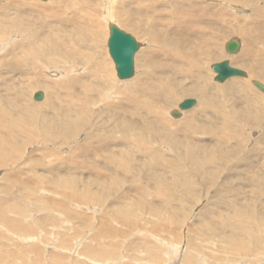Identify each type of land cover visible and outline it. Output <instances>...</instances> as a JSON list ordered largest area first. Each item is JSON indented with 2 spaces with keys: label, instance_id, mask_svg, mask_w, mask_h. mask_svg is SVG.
Returning <instances> with one entry per match:
<instances>
[{
  "label": "rangeland",
  "instance_id": "1",
  "mask_svg": "<svg viewBox=\"0 0 264 264\" xmlns=\"http://www.w3.org/2000/svg\"><path fill=\"white\" fill-rule=\"evenodd\" d=\"M52 1L54 6L0 0L2 264H75L76 252L87 254L86 244L100 242L96 215L84 209L89 201L103 222L119 228L102 238L107 253L128 248L131 257L145 243L134 228L160 229L169 249L180 246L177 264L186 248L208 256L232 251V259L242 253L245 264H253L264 254V92L238 75L218 82L210 65L228 59L249 69L242 55L234 58L223 44L238 34L246 43L255 39L256 56L246 62L258 66L264 84V11L255 19L231 12L224 0H185L179 7L175 0H110L122 28L143 41L136 76L119 89L116 81L109 84L113 67L106 64V28L98 17L108 1ZM230 1L250 9L258 0ZM151 30L160 50L149 53ZM61 54L82 68L52 81L37 68L56 66ZM48 83L53 87L47 89ZM39 89L47 90L44 102L33 99ZM185 98L196 104L182 119H172L167 110ZM52 198L63 207L55 199L52 207ZM65 210L74 218L61 215ZM24 233L40 237L22 243L17 235ZM44 236L55 237L54 249L44 245ZM60 243L64 247L57 250Z\"/></svg>",
  "mask_w": 264,
  "mask_h": 264
},
{
  "label": "bare ground",
  "instance_id": "2",
  "mask_svg": "<svg viewBox=\"0 0 264 264\" xmlns=\"http://www.w3.org/2000/svg\"><path fill=\"white\" fill-rule=\"evenodd\" d=\"M44 3H43V2ZM108 2H106L105 3V5H103L102 6V10H101V12H100V16L98 15V17H99V19H102L103 20V26L106 28L105 30H106V36H107V39H108V36H109V25L110 24H116L119 28H121V29H123L122 28V26H121V22H120V18L118 17L119 16V14H117L116 12H114L113 10H111L110 9V5H109V2H110V0H107ZM152 1V0H151ZM158 1V0H157ZM164 1H166V0H164ZM193 1H199V0H193ZM201 1V0H200ZM199 1V2H200ZM215 1H218V0H215ZM234 1V0H233ZM232 1V2H233ZM250 2H252V0H249ZM113 2V1H112ZM120 2V1H119ZM160 2V1H159ZM175 3V6L176 7H179L180 6V4L181 3H184L185 2V0H175L174 1ZM219 2H220V0H219ZM35 3H39V4H48V5H50V6H54V4L56 3V1L54 2V1H52V0H35ZM147 3V2H146ZM164 3V2H163ZM201 3H202V1H201ZM224 3L227 5V6H232V8L231 7H229V8H231V9H233V10H231V12L233 11V12H238V14H240V15H248L249 17H250V15H252V18H257L258 17V14H260V13H262L263 11H264V0H258V1H256V3H255V5L252 7V5H251V8L250 9H248V7H246V6H239V4L235 1V3H231V1L230 0H224ZM147 4H149V3H147ZM150 4H152L151 2H150ZM155 4H158V2L157 3H155ZM155 4H154V8H155ZM164 4H166V3H164ZM164 4H161V5H163L164 6ZM218 4H221V3H218ZM225 4L223 5V6H225ZM238 4V5H237ZM122 5V4H121ZM158 5H160V4H158ZM166 5H169V3H167ZM249 5V3L247 4V6ZM57 6V5H56ZM122 7V6H121ZM158 7V6H157ZM156 7V8H157ZM226 7V6H225ZM101 8V7H100ZM150 8H152V7H150ZM154 8H152V10L154 9ZM156 8H155V10L154 11H156ZM228 8V9H229ZM226 9H227V7H226ZM235 10V11H234ZM229 11V10H228ZM248 11V12H247ZM242 13V14H241ZM264 13V12H263ZM235 15H236V13H235ZM247 16V17H248ZM95 18V17H94ZM151 21V20H150ZM98 23H99V21H98ZM150 23V22H149ZM150 27H151V25H150ZM124 30V29H123ZM149 30V29H148ZM126 31V30H125ZM152 31V30H151ZM242 31H243V33L242 34H244V35H249L250 33H247V32H249L247 29H242ZM128 32V31H127ZM132 34V33H131ZM135 38H136V40L139 42V47H138V50L135 52V55H134V74L131 76V77H129V78H125V79H120V78H118V76H117V74H116V70H115V64H114V62H113V60L111 59V57H110V54H109V52H108V47H107V53H106V56H107V60H108V63H106V64H109L110 63V65H111V67H113V75L112 76H110V78L112 79V81L113 82H111V83H109V84H112V83H114V81H116L115 83H116V85L118 84V88L120 89V86H119V84L121 83V82H124V81H127V80H129V79H131V78H133V77H135L136 75H135V73H136V68H137V66H136V64H137V57H138V54H139V50L141 49V46H142V44H143V41H141L138 37H136L134 34H132ZM234 37H232V36H230L229 37V39H227V40H225L224 41V44H223V47H224V50H225V52H227L226 51V49H225V44H226V42L228 41V40H230V39H232V38H235L237 41H238V43H239V47H238V50L236 51V52H234V53H229V52H227L228 54H230L231 56H234V58H238L239 56H243V59H242V65L244 66L245 64H247L248 65V67H249V69H246V70H242V71H244V75H238V76H241V77H243V80H245V81H243V82H246V84H250V85H254L253 84V81H258V82H260L261 80L260 79H258V66H255L253 63H247L246 62V58L247 59H251L252 57H254V56H256V53H257V47H256V41H255V39H250V41H248L247 43H246V40H245V38L244 37H242L241 35H239L238 34V36H236V35H233ZM157 37H158V40H159V37H160V35L157 33ZM42 38V37H41ZM27 39H28V37H27ZM43 39V38H42ZM42 39H41V41H42ZM45 40V39H44ZM49 40H50V38H49ZM3 41H1L0 43H2ZM44 42V41H43ZM52 42V40L50 41V43ZM55 42V41H54ZM155 42H157L156 41V36H155V30H153L152 32H150V33H148L147 32V44H148V46H149V48H151L150 50H149V53H150V51L152 50V52L153 51H159L160 49L159 48H157L156 47V45L157 44H154L153 45V43H155ZM9 43V42H8ZM57 43V42H56ZM7 44V43H6ZM58 44V43H57ZM52 45V44H51ZM152 45V46H151ZM1 46V45H0ZM61 45L60 44H58V48L60 47ZM43 47V46H42ZM261 48L263 47V45L262 46H260ZM2 48V46L0 47V49ZM264 48V47H263ZM58 50V49H57ZM48 52V51H47ZM46 52V53H47ZM38 54V53H37ZM152 54V53H151ZM41 55V54H40ZM42 55H44L43 53H42ZM48 55V54H47ZM64 54L62 55L61 54V57L62 58H60V59H63V60H60L59 58H54L53 56V58H54V61H55V65L56 66H54V67H51V65H46V66H44V68H42V67H40V68H37V69H39L44 75H46V77H48V78H50V80H52V81H57V80H60L61 78H63V77H65V76H68L69 74H70V72L72 73L73 71L74 72H76V71H79V70H81V68H82V65H80L79 66V64H73V63H70L69 61H64ZM152 56V55H151ZM183 56V55H182ZM65 57H66V55H65ZM68 57V56H67ZM70 57V56H69ZM47 58L49 59V55L47 56ZM229 58V57H228ZM46 59V58H45ZM67 60H68V58H66ZM184 60H186V61H189L190 63H191V65L193 66V67H195V68H199V64L196 62V61H194L193 63L191 62V59L190 58H188V57H185L184 58ZM228 60V59H227ZM222 61V60H221ZM70 64H69V63ZM102 62V61H101ZM220 62V61H219ZM249 62V61H248ZM105 63V62H104ZM102 64V63H98L97 65H100V67H101V65H105V64ZM217 63V62H216ZM214 64V63H213ZM53 65V64H52ZM109 65V66H110ZM212 65V64H211ZM211 65H210V69L212 70V68H211ZM230 65H232L233 67H235V68H238V69H240L239 67H237L236 65H233V63L230 61ZM68 66H70V67H68ZM106 66V65H105ZM107 67V66H106ZM245 67V66H244ZM101 69H103L104 70V72H105V70H106V72H108L109 73V71H108V69L107 68H105V67H101L100 68V70ZM110 69V68H109ZM99 70V69H98ZM105 72V73H106ZM212 75H213V77L215 76V72L212 70ZM101 73V72H100ZM75 74V73H74ZM102 74V73H101ZM78 75V74H77ZM99 75V74H98ZM104 75H106V74H104ZM45 77V76H44ZM104 77V76H103ZM109 77V76H108ZM234 77V78H233ZM66 78V77H65ZM100 78V77H99ZM102 78H100V80H101ZM215 79V78H214ZM233 79H235V75L234 76H230V77H228V80H233ZM103 81V80H102ZM217 81V80H216ZM117 82H119V83H117ZM219 82V81H218ZM262 82V81H261ZM260 82V83H261ZM46 83V82H45ZM107 83V82H106ZM263 86H264V84L263 83H261ZM55 85V84H54ZM47 89L48 88H50V87H53V85H50V83H48L47 85H44ZM57 86V85H56ZM107 86V85H106ZM105 86V87H106ZM255 86V85H254ZM110 87V85H108V88ZM112 87V86H111ZM114 87V86H113ZM256 87V86H255ZM125 88V87H124ZM123 88V89H124ZM257 88V87H256ZM123 89H121V90H123ZM117 90V89H116ZM204 90V88H200V92L201 91H203ZM38 91H41L42 93H43V97H42V99H40V100H42L41 102H44V101H46L47 99H48V94H47V90L45 91L44 89L43 90H38ZM113 91V90H112ZM35 92H37V91H34L33 90V92H32V96H33V94L35 93ZM111 92V91H110ZM116 92H118V91H116ZM262 92H264V91H262ZM116 94V93H115ZM36 101H39V100H36ZM179 104V103H178ZM178 104L175 106V107H173V108H170V110H167L168 111V115L172 118V119H178V118H180V119H182V117L185 115V113H186V111L185 110H187V109H180L179 107H178ZM196 104V103H195ZM194 104V105H195ZM193 105V106H194ZM192 107V106H191ZM191 107L190 108H188V109H191ZM174 111H179L180 112V115H178V116H174L173 115V112ZM166 114V113H165ZM59 146V145H58ZM1 151V150H0ZM32 189H35V186L32 188ZM40 189V188H39ZM38 189V190H39ZM36 190V189H35ZM51 193V192H50ZM37 194H38V192H37ZM36 195V194H35ZM57 198V197H56ZM67 198V197H66ZM55 199V198H54ZM53 198H52V200H50V199H48L50 202L52 201L53 202V200H54ZM70 200V199H69ZM46 201V200H45ZM45 201H43L42 200V202H45ZM48 201V202H49ZM56 201H58V199H55V202ZM68 201V200H67ZM81 201V200H80ZM79 201V202H80ZM5 202V201H4ZM50 202H49V204H50ZM51 202V203H52ZM55 202H53L54 203V205L52 204H50L52 207L53 206H55ZM58 202H60V201H58ZM89 202H91V201H89ZM86 203V206H85V210H87V211H90V212H92V214L94 213L96 216V221L98 222L94 227V230H97L96 228H98V232L100 231L99 229H102V233H104V234H102L101 233V231H100V233H99V241L100 242H97V239H95L96 241V243L94 242L93 244L90 242L89 244H86V242H85V244L87 245H85V244H83V247L85 248V246H86V250H84V252L86 251L87 252V254H83L81 251H78V252H76V249L77 248H74V251H73V253H75L76 252V254H75V256L77 257H75L76 258V260H75V264H80L79 262L80 261H82L83 263H93V264H177L178 263V261H179V253H180V246H178V245H174V246H172L170 249H169V244H168V242H167V240H166V238H165V236L164 235H162L161 233H160V229H158V228H156V230L155 231H157V229H158V231L155 233L154 231H152V233L149 231V233L146 231V230H144L143 228H134V232L132 233V234H142L141 235V238L144 240V246H142V249L141 250H138L137 252L135 251L134 253H131L130 254V256L131 257H126V253H128V248H125V252H122L121 254H119L120 252H118V254L117 253H107L106 252V247L105 246H101V242H102V238L103 237H105V236H109V238H110V236H113L114 235V233L119 229V228H116V227H114L113 225H112V223H106V222H108V221H106V222H103V221H105L102 217V219L103 220H101V222H100V220L99 219H101L99 216L100 215H97L98 213V208L97 207H95L92 203L90 204V203ZM47 203V202H46ZM93 203H95V202H93ZM7 204V203H6ZM58 204V203H57ZM62 204H64V203H62V202H60V207H61V205ZM71 204V203H70ZM48 205V204H47ZM74 205V204H73ZM80 205V204H79ZM78 205V206H79ZM82 205V204H81ZM96 205V204H95ZM6 206V205H5ZM17 206V205H16ZM83 206V207H84ZM11 207V206H10ZM63 207V206H62ZM61 207V208H62ZM80 207V206H79ZM21 208V207H20ZM48 208V207H47ZM46 208V209H47ZM56 208H58L57 206H56ZM61 208L59 209H57V210H61ZM77 208V207H76ZM16 209H17V207H16ZM49 209V208H48ZM47 209V210H48ZM53 209V208H52ZM23 210V209H22ZM74 211V210H73ZM79 211V210H78ZM84 211V210H83ZM17 212V211H16ZM46 212H49V211H46ZM55 212V211H54ZM59 212H62V211H59ZM80 212H81V209H80ZM79 212V213H80ZM90 212H88V214L90 213ZM82 213V212H81ZM85 213V212H84ZM2 214H4L5 215V213H3L2 212V210L0 211V217H2ZM53 214V213H52ZM70 214H71V211L70 210H65L64 212H62L61 213V215H63V216H66L67 218H74L73 216H70ZM83 214V213H82ZM91 214V213H90ZM7 215V214H6ZM15 216V215H14ZM41 216V215H40ZM52 216V215H51ZM54 216V215H53ZM52 216V217H53ZM87 217H89L88 215H86ZM43 217V216H42ZM90 217H91V215H90ZM89 217V218H90ZM50 218V217H49ZM48 217H46V221H47V219H49ZM54 218V217H53ZM75 218H77V217H75ZM91 218H93V215H92V217ZM109 218V217H108ZM107 218V220H109ZM1 219V218H0ZM80 219V218H79ZM94 219V220H95ZM2 220V219H1ZM0 220V222H2ZM88 220V219H87ZM90 220H92V219H90ZM64 221H65V218H64ZM63 221V222H64ZM71 221V220H70ZM34 222H35V220H34ZM75 222V221H74ZM88 222H90L91 223V225H92V223L93 222H91V221H88ZM187 222H188V220H187ZM15 223V222H14ZM66 223V222H65ZM64 223V224H65ZM133 223H135V222H133ZM8 224V223H7ZM71 224V223H70ZM95 224V223H94ZM3 225V224H2ZM9 225H11V224H9ZM13 225V224H12ZM18 225V224H17ZM49 225V224H48ZM59 225V224H58ZM78 225V224H77ZM7 226V225H6ZM38 226H39V224H38ZM99 226H100V228H99ZM2 227V226H1ZM11 227V226H10ZM36 227V226H35ZM40 228L42 227L41 226V224H40V226H39ZM38 227V228H39ZM61 227V226H60ZM59 227V228H60ZM66 227V226H65ZM72 227V226H71ZM75 227V226H74ZM9 228V227H8ZM14 228V227H13ZM27 228V227H26ZM58 228V229H59ZM64 228V227H63ZM77 228V227H76ZM151 228H154V227H151ZM33 229V228H32ZM43 229H46L45 227L43 228ZM57 229V230H58ZM55 230V229H54ZM61 230V229H60ZM67 230H68V228H67ZM93 230V231H94ZM50 231H51V229H50ZM61 231H63V230H61ZM61 231H60V233H61ZM87 231L88 230H85L84 232H86L87 233ZM90 231V233H91V230H89ZM10 232V231H9ZM13 232H15V230L13 231ZM13 232H10L11 234H13ZM21 232V231H20ZM42 232V231H41ZM96 232V231H95ZM264 232V231H263ZM31 233V232H30ZM29 233V234H30ZM46 233V232H45ZM62 233H64V231L62 232ZM68 233V232H67ZM85 233V234H86ZM90 233H89V235H90ZM119 233L122 235V237H124L125 235V233H124V231H122L121 229L119 230ZM9 234V233H8ZM14 234H16V232L14 233ZM40 234V233H39ZM50 234V233H49ZM48 234V235H49ZM57 234V233H56ZM65 234V233H64ZM38 235V234H37ZM63 235V234H62ZM66 235V234H65ZM92 235V234H91ZM264 235V234H263ZM15 236V235H14ZM17 236H19V239L21 240V242L23 243V240H26L27 242H28V244H29V242H33L35 239H38V237H40V236H36V237H34V235L33 236H28V237H25L26 235H25V233H24V236H22L21 234H18ZM88 236V235H87ZM152 237L154 240L153 241H151V240H148V237ZM41 237H42V234H41ZM65 237V236H64ZM13 238V237H12ZM44 238H46L45 236H44ZM54 238V239H53ZM71 238V237H70ZM96 238V237H95ZM107 238V237H106ZM43 239V238H42ZM42 239H41V241H42ZM83 239H84V236L82 237V238H80V239H76V240H74V242L76 243V246L81 242V241H83ZM91 239H93L92 237H91ZM90 239V240H91ZM108 239V238H107ZM263 239V238H262ZM14 240V239H13ZM18 240V239H17ZM46 240H48L47 238H46ZM45 240V241H46ZM59 240V239H58ZM61 240V239H60ZM104 240V239H103ZM109 240V239H108ZM231 240H234V238L233 239H231ZM264 240V239H263ZM36 241V240H35ZM56 240H55V237H52L51 239H49L48 241H46L47 243H45L44 245L46 246V247H50V248H52V249H54V247L56 246V245H54L53 246V244H54V242H55ZM93 241V240H92ZM61 242V241H60ZM106 242V241H105ZM180 242V241H179ZM20 243V242H19ZM40 243V242H39ZM38 243V244H39ZM62 243V242H61ZM61 243H60V245L59 246H57V250H58V248H63L64 246H62L61 245ZM68 243H71L70 241H68ZM83 243V242H82ZM181 243H183V241L181 242ZM186 243V242H185ZM188 243V242H187ZM186 243V244H187ZM234 243V242H233ZM14 244V243H13ZM31 244V243H30ZM34 244V243H33ZM64 244H66V243H64ZM99 244V245H98ZM175 244V243H174ZM237 244V246L238 247H240L239 246V243L237 242L236 243ZM6 245V244H5ZM8 245V244H7ZM15 245V244H14ZM18 245V244H17ZM32 245V244H31ZM36 245V244H35ZM67 245V244H66ZM75 245V244H74ZM73 245V246H74ZM85 245V246H84ZM106 245H108V243H106ZM188 245V244H187ZM234 245V244H233ZM19 246H20V244H19ZM18 246V247H19ZM27 246V245H26ZM41 246H42V244H41ZM69 246V245H68ZM68 246H66L65 248H66V251L68 252H72V250H70L69 248H68ZM75 246V247H76ZM79 246H80V244H79ZM40 247V246H39ZM120 247V246H119ZM182 247V246H181ZM241 247H242V245H241ZM11 248V247H10ZM15 248H17V247H15ZM35 248V247H34ZM188 248H189V246H188ZM201 248V247H200ZM20 249V248H19ZM28 249V248H27ZM56 249V248H55ZM81 249V248H80ZM169 249V250H168ZM192 249V248H191ZM190 249V250H191ZM24 250V249H23ZM31 250V249H30ZM34 250V249H33ZM38 250H39V248H38ZM202 250V249H201ZM200 250V251H201ZM240 250V249H239ZM25 251V250H24ZM46 251V250H45ZM44 251V252H45ZM55 252H56V250H54ZM53 251V252H54ZM62 251H63V249H62ZM39 252V251H38ZM66 252V253H67ZM194 252H196V251H194ZM238 252V251H237ZM24 253H26V252H24ZM40 253V252H39ZM41 253H43V252H41ZM49 253V252H48ZM51 253V252H50ZM60 253V252H59ZM62 253H64V252H62ZM214 253L215 254H209V256L206 254V252H202V253H197L196 252V254H194L193 252H191V251H188V249L186 248L185 250H184V252H183V255L182 256H180L181 257V259H180V263L179 264H216V263H210L209 261H211L210 259H212V260H214V259H216V261H218V263L217 264H245L247 261H246V259H245V256L242 254V253H238V255H239V257H238V259H232L233 257H232V254H233V252L231 251L230 252V254L229 255H227L226 253H222V252H220V251H214ZM220 253V254H219ZM10 254V253H9ZM27 254V253H26ZM44 254V253H43ZM69 255H70V253H68ZM258 254V253H257ZM256 254V255H257ZM1 255V254H0ZM46 255V254H45ZM45 255H44V257H45ZM121 255V256H120ZM10 256H11V254H10ZM22 256H24V255H22ZM40 256V255H39ZM43 256V255H42ZM63 256V255H62ZM254 257H257V256H255V255H253ZM27 257V256H26ZM43 257V258H44ZM231 257V258H230ZM0 258H1V256H0ZM10 258V257H9ZM12 258V257H11ZM30 258V257H29ZM36 258V257H35ZM41 258V257H40ZM63 258V257H62ZM74 258V257H73ZM248 258H250V257H248ZM195 259V260H194ZM6 260V259H5ZM24 260V259H23ZM80 260V261H79ZM254 260V262H253V264H263L264 263V254H262L259 258H255V259H253ZM252 260V261H253ZM0 263L2 264V260L0 259ZM216 261H214V262H216ZM252 261H249V262H251L252 263ZM3 262H4V259H3ZM19 262H20V260H19ZM19 262H17V264L19 263ZM196 262V263H195ZM8 263H10V262H8ZM16 263V262H15ZM28 263V262H27ZM26 263V264H27Z\"/></svg>",
  "mask_w": 264,
  "mask_h": 264
},
{
  "label": "water",
  "instance_id": "3",
  "mask_svg": "<svg viewBox=\"0 0 264 264\" xmlns=\"http://www.w3.org/2000/svg\"><path fill=\"white\" fill-rule=\"evenodd\" d=\"M108 52L111 59L115 64V70L118 78H129L134 74V55L138 50L139 42L130 33L116 24L109 25V36L107 39ZM239 43L235 38L228 40L225 44V49L229 53H234L238 50ZM212 70L215 72V80L223 82L230 76L244 75V71L235 68L230 65L227 59L211 65ZM253 84L261 91H264V86L258 82L253 81ZM43 97L41 91H37L33 94L34 100H40ZM196 103L194 98H185L179 102L178 107L180 109H188ZM174 116L180 115L179 111L173 112Z\"/></svg>",
  "mask_w": 264,
  "mask_h": 264
}]
</instances>
